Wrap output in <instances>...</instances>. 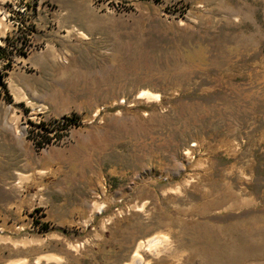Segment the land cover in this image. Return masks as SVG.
Masks as SVG:
<instances>
[{"label": "rangeland", "instance_id": "374dc122", "mask_svg": "<svg viewBox=\"0 0 264 264\" xmlns=\"http://www.w3.org/2000/svg\"><path fill=\"white\" fill-rule=\"evenodd\" d=\"M0 47V264H264V0H0Z\"/></svg>", "mask_w": 264, "mask_h": 264}, {"label": "bare ground", "instance_id": "6f19581e", "mask_svg": "<svg viewBox=\"0 0 264 264\" xmlns=\"http://www.w3.org/2000/svg\"><path fill=\"white\" fill-rule=\"evenodd\" d=\"M142 97L148 98V99H156L157 95L151 94L147 91L141 93ZM227 190V189H226ZM233 197V195H231ZM226 197V196H225ZM230 197V196H229ZM228 197V198H229ZM242 200V199H241ZM237 202V201H236ZM243 202V201H242ZM225 203V202H224ZM156 237H154V239H148L146 240L144 243L143 242H139L134 250V252L131 255L130 261L128 263L125 264H143V258L140 255V250L144 247V245L148 246V247H153L155 244H158V237L155 239ZM164 240V239H163ZM160 241V239H159ZM160 244V243H159ZM145 249V248H144ZM25 263V262H24Z\"/></svg>", "mask_w": 264, "mask_h": 264}, {"label": "trees", "instance_id": "16d2710c", "mask_svg": "<svg viewBox=\"0 0 264 264\" xmlns=\"http://www.w3.org/2000/svg\"><path fill=\"white\" fill-rule=\"evenodd\" d=\"M6 58V50L4 47H0V60ZM1 86V81H0Z\"/></svg>", "mask_w": 264, "mask_h": 264}]
</instances>
